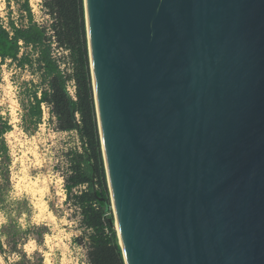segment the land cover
Returning <instances> with one entry per match:
<instances>
[{
	"label": "water",
	"instance_id": "obj_1",
	"mask_svg": "<svg viewBox=\"0 0 264 264\" xmlns=\"http://www.w3.org/2000/svg\"><path fill=\"white\" fill-rule=\"evenodd\" d=\"M83 9L124 264H264V0Z\"/></svg>",
	"mask_w": 264,
	"mask_h": 264
},
{
	"label": "trees",
	"instance_id": "obj_2",
	"mask_svg": "<svg viewBox=\"0 0 264 264\" xmlns=\"http://www.w3.org/2000/svg\"><path fill=\"white\" fill-rule=\"evenodd\" d=\"M15 3L17 21L8 16L4 25L0 18V68L14 66L32 77L19 86L21 128L32 135L42 124L44 105L49 122L58 132L76 133L80 150L70 154L64 187L66 198L79 211L80 226L86 232L88 262L124 264L116 231L109 222L111 218L106 216L108 191L91 85L83 0H43L46 25L35 20L30 0ZM58 49L69 53L70 68L63 67L56 54ZM70 83L73 95L68 91ZM11 129L9 119L0 109V212L6 217L0 229V254L16 255L14 264H31L21 246L28 235L39 234L45 228L23 230L15 220L26 201L9 197L11 156L5 135ZM80 187L84 189L79 190Z\"/></svg>",
	"mask_w": 264,
	"mask_h": 264
},
{
	"label": "rangeland",
	"instance_id": "obj_3",
	"mask_svg": "<svg viewBox=\"0 0 264 264\" xmlns=\"http://www.w3.org/2000/svg\"><path fill=\"white\" fill-rule=\"evenodd\" d=\"M16 1L0 0L2 24L6 25L8 16L17 21ZM42 2L30 0V6L35 20L46 25L48 17L43 11ZM56 54L63 67L70 68L69 53L58 49ZM31 78L28 72L19 71L14 66L3 65L0 68V109L12 125L11 131L5 135L11 156L12 189L9 197L26 201L21 205V214L15 215V220L23 230L34 226L45 228L39 234L28 235L21 250L32 261L31 264H89L86 232L80 226L79 211L66 198L64 187L70 154L80 150V141L74 132H58L49 122L47 114L32 135L23 132L18 92L20 84ZM68 88L74 93L72 83ZM82 189L84 187L79 190ZM108 203L106 216L114 224L109 193ZM5 223L6 217L0 212V229ZM16 260V255L0 254V264H14Z\"/></svg>",
	"mask_w": 264,
	"mask_h": 264
},
{
	"label": "built area",
	"instance_id": "obj_4",
	"mask_svg": "<svg viewBox=\"0 0 264 264\" xmlns=\"http://www.w3.org/2000/svg\"><path fill=\"white\" fill-rule=\"evenodd\" d=\"M73 89H74V87H73ZM68 91L70 92L71 95H73V93L70 91L69 88H68ZM42 109H43V114H44V116H45V114H47V108H46L44 105H42ZM44 116H43V117H44Z\"/></svg>",
	"mask_w": 264,
	"mask_h": 264
}]
</instances>
